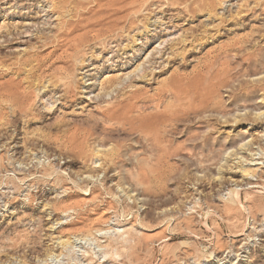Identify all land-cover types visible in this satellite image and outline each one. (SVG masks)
Returning <instances> with one entry per match:
<instances>
[{"label": "rangeland", "instance_id": "1", "mask_svg": "<svg viewBox=\"0 0 264 264\" xmlns=\"http://www.w3.org/2000/svg\"><path fill=\"white\" fill-rule=\"evenodd\" d=\"M108 22L63 96L42 37ZM0 88V264H264L262 0H0ZM135 90L160 153L105 120Z\"/></svg>", "mask_w": 264, "mask_h": 264}, {"label": "bare ground", "instance_id": "2", "mask_svg": "<svg viewBox=\"0 0 264 264\" xmlns=\"http://www.w3.org/2000/svg\"><path fill=\"white\" fill-rule=\"evenodd\" d=\"M56 2H57V4L60 3L59 1H56ZM113 2L116 3V4H120V3H122V0H113ZM50 3H52V2H50ZM224 3L225 2H223L222 5ZM51 5L53 6V3ZM50 6H49V8H50ZM262 6L264 7V0H262ZM147 27L148 26H146L145 29H144L145 30L144 31V35H147L149 33ZM119 29H120V22H116L114 24H111L110 22L105 23V25L103 26L102 29H98V30L94 31L92 40H89L88 37H86V35H81L78 38L72 39V35L74 33V27H72V26H66V27L57 29L56 33H53L55 35H53L52 37L46 36V35L42 37L43 42L41 43V45H39V48L40 49H45V47H47V46H51L52 47V51L47 55V57L55 56L56 54H58L57 52L60 53L58 56H60V57H63L64 56L65 57L66 62H64V65L63 66H65L66 68H63L62 67L61 69H59V71H60V74L59 75H60V77L63 78V79L60 80L61 81L60 82L61 83L60 87L63 89L62 90L63 96L69 95L68 97H70V98L73 97V89H72V86H71L70 82L68 81V78H69L68 77V74H70L69 73L70 72L69 71L70 70L69 66L71 67V65L69 63H71L72 60L78 61L79 63L82 62V60L79 61V58L77 56H75V55H78L80 48L82 46L87 45L90 42L99 41V39L101 37H103V36H106V35L110 36V34H112L113 32H115V31H117ZM117 37H119V36H117ZM185 42H186V39H184V41H182V44H185ZM131 48L133 49V47H131ZM69 53H73L75 55L74 56H70ZM180 55H182V54H180ZM36 56H38V55L36 54ZM92 57L93 56H90V58H92ZM30 58L31 57H29V56L22 57L20 60H18L17 63H18L19 66L29 67L30 70H33L36 66L37 67L38 66L39 67H43V70L44 71L54 70V67L56 65L54 61L51 62L50 64H47L49 62H47L48 61V58H46V57L41 58V60L36 59L34 61H31ZM34 63H36V64H34ZM58 68H59V66L57 67V69ZM43 70H42V73H44ZM54 71H56V70H54ZM177 79H178V77H177ZM181 84H183V82ZM181 84L179 83V85H181ZM180 88H181V86H180ZM177 89H172L170 87L168 90L166 89L167 90L166 91V94H168V96L174 97L176 100H178L180 98H181V100H183L182 99V95L183 94H182L181 90L178 91ZM2 90H3V88H0V95L3 94V92H1ZM38 90H39V88H38ZM189 90H191V89H189ZM4 92L7 93V90L6 91L4 90ZM139 94H140L139 91L138 90H135V91H132L129 94H127V96H125V94H124V96H120L119 98H116V101L114 103H112V102L111 103H107L108 106L105 109V115H104L105 120H107V122L109 121V122H114V123H118V124H123V125L129 126L131 128V130L136 131L138 133V135L140 137H142V140L144 142H146V144L148 145L149 148H151L156 153H160L159 148H160L161 145L158 146V143L160 142V139L158 137L157 129L160 130L158 128V126L161 125V124H163L164 121H166L167 116L170 117L171 115L170 114L169 115H163L162 113L158 112V108H159L158 107V103H157V105L154 104V103H156L157 101L159 102V101L164 100L163 98L166 95L163 96L162 93L161 94L158 93L159 95L156 96L154 94V96H156L155 98H152L151 97L148 100L147 97H146L147 100L143 98L141 100V102H139V98H140V97H138V96H140ZM156 98H158V99L156 100ZM187 98H188V96H187ZM173 102H174V99H173ZM195 102H194V105H195ZM177 103H178V101H177ZM52 105H54L53 102L51 103V106ZM138 105L139 106L140 105H144L143 108H145L147 106L150 107L151 105H153L154 106V109H155V111H154L155 113H151L152 112V110H151V107L152 106H151L150 107L151 112L149 114H146L144 116V112H147L149 109L147 108L148 109L147 110L145 108L147 110L146 111V110H143L141 108H138V111L137 112H139V116L137 118H133L132 115H133L134 110L136 109V107ZM162 105H163V103H162ZM177 106H179V105H177ZM163 107H166V106H163ZM160 109H161V107H160ZM171 110H172V108H171ZM163 111L164 110H162L161 112H163ZM160 136H163V135H160ZM255 186H258V185H255Z\"/></svg>", "mask_w": 264, "mask_h": 264}]
</instances>
